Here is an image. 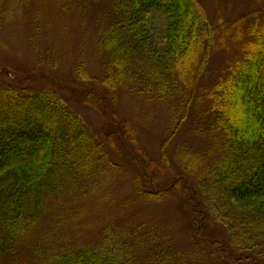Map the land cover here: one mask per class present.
<instances>
[{"label": "trees", "instance_id": "1", "mask_svg": "<svg viewBox=\"0 0 264 264\" xmlns=\"http://www.w3.org/2000/svg\"><path fill=\"white\" fill-rule=\"evenodd\" d=\"M99 1L115 12L96 38L104 68L97 85L108 93L95 96L106 120L101 130L93 131L60 93L40 82L0 78V264L19 259L48 213L120 202L110 186L125 169H133L134 177L119 205L130 210L129 220L118 230L108 221L95 243L54 246L38 264H198L197 240L192 237L194 254L173 249L168 226L142 209L172 191L184 193L186 225L196 236L215 234L216 227L226 235L227 246L201 240L214 256L231 264L264 259V22L250 28L253 39L242 57L205 94L194 130L206 147L184 145L174 155L180 174L164 179L171 169L166 149L178 124L160 144L163 167L137 151L134 134L116 112V96L125 90L157 103L184 98L207 70L211 32L203 31L197 0ZM18 3L0 0V26L13 18ZM76 68L81 81L93 80L82 64ZM182 109L183 122L187 105Z\"/></svg>", "mask_w": 264, "mask_h": 264}, {"label": "rangeland", "instance_id": "2", "mask_svg": "<svg viewBox=\"0 0 264 264\" xmlns=\"http://www.w3.org/2000/svg\"><path fill=\"white\" fill-rule=\"evenodd\" d=\"M17 1L20 3L19 9L13 18L0 26V78L18 85L40 82L45 90L60 93L64 102L84 116L93 131L101 130L106 126V120L101 108L95 107V102L100 104L95 101L98 100L95 96L102 92L106 97L108 93L97 85L104 68L97 52L96 38L101 32V25L114 16L110 4L99 0ZM197 1L201 5L203 31L206 35L209 30L212 38L205 74L192 83L193 87L184 98L179 95L176 99L157 103L120 90L114 105L122 122L134 134L137 151L154 163L159 161L163 167L160 144L166 132L178 124L177 133L166 149L171 172L167 169V175H161L164 179L180 174L174 164V155L184 145L193 149L206 147L207 143L194 130L201 113L205 111V94L214 82L225 76L233 62L242 57L246 50L244 46L253 39L249 34L250 28L264 22V0ZM81 64L93 80L81 81L77 77L76 66ZM186 105L187 117L183 122L178 121ZM134 144H129L130 148ZM125 170L127 173L124 177L119 174L116 183L110 186V190H114L121 200L128 196L134 177L133 169ZM180 196L185 195L172 191L165 195L163 202L142 209L146 215L157 221L162 220L168 226L173 249L192 254L195 248L199 249L201 256L196 257L198 264H231L214 256L213 248L201 241L210 239L223 243L226 235L216 227L215 234L204 237L197 233L196 236L194 228L186 225ZM185 200L183 206L191 209V203ZM118 201L115 198L110 203L87 204L83 205V209H79L81 205L64 206L58 212L48 213L22 247L19 259L1 264H38L43 257L41 254L54 246L97 242L108 221L116 228L117 224L123 226L131 217L130 210L121 209ZM199 225L202 227L201 223ZM209 229L214 230L212 226ZM192 237L200 246H193ZM240 264H264V259L249 256L242 259Z\"/></svg>", "mask_w": 264, "mask_h": 264}]
</instances>
